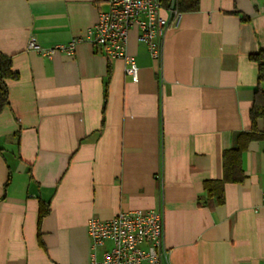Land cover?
I'll return each instance as SVG.
<instances>
[{
	"label": "crops",
	"instance_id": "1",
	"mask_svg": "<svg viewBox=\"0 0 264 264\" xmlns=\"http://www.w3.org/2000/svg\"><path fill=\"white\" fill-rule=\"evenodd\" d=\"M166 30L159 61L131 28L121 59L78 42L103 0H0V52L11 56L0 110V264H93L86 223L128 210L163 219V264H264V119L241 157L244 178L223 201L224 153L252 131L264 89V0H199ZM48 214L37 229L39 206Z\"/></svg>",
	"mask_w": 264,
	"mask_h": 264
},
{
	"label": "built area",
	"instance_id": "2",
	"mask_svg": "<svg viewBox=\"0 0 264 264\" xmlns=\"http://www.w3.org/2000/svg\"><path fill=\"white\" fill-rule=\"evenodd\" d=\"M103 1L107 9L98 14L96 22L83 37L47 49H41L31 39L27 48L44 57L59 51L72 55L75 45L84 41L98 48L107 59L123 60L125 74L132 82H137L135 58L126 50L129 30L138 29L139 42L145 45L152 60L159 61L164 33L180 12L174 0ZM85 232L90 239L91 251L106 243L110 245L100 260L92 254L93 264H163V219L155 210H128L109 219L93 217L88 219Z\"/></svg>",
	"mask_w": 264,
	"mask_h": 264
},
{
	"label": "trees",
	"instance_id": "3",
	"mask_svg": "<svg viewBox=\"0 0 264 264\" xmlns=\"http://www.w3.org/2000/svg\"><path fill=\"white\" fill-rule=\"evenodd\" d=\"M179 12H194L199 8V0H174ZM252 59L258 66V80L264 82V52H259ZM17 78V73L12 69L11 56L0 52V110L8 104V81ZM256 102H261L259 106L256 103L250 109L249 115L252 123V131L241 132L237 135L235 146L224 153V181H208L204 187L209 196L215 198L217 203L223 201L224 182H241L244 174L241 168V157L249 141L257 136L254 133L257 119H264V89H259L255 95ZM49 208L45 205L39 206L37 229L40 237V224L43 218L48 214Z\"/></svg>",
	"mask_w": 264,
	"mask_h": 264
}]
</instances>
